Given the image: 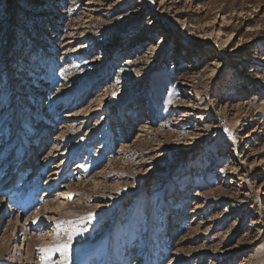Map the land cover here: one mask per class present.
Returning <instances> with one entry per match:
<instances>
[{
    "label": "rangeland",
    "instance_id": "rangeland-1",
    "mask_svg": "<svg viewBox=\"0 0 264 264\" xmlns=\"http://www.w3.org/2000/svg\"><path fill=\"white\" fill-rule=\"evenodd\" d=\"M0 243L264 264V0H0Z\"/></svg>",
    "mask_w": 264,
    "mask_h": 264
},
{
    "label": "bare ground",
    "instance_id": "bare-ground-1",
    "mask_svg": "<svg viewBox=\"0 0 264 264\" xmlns=\"http://www.w3.org/2000/svg\"><path fill=\"white\" fill-rule=\"evenodd\" d=\"M71 33V32H70ZM90 43L89 44H87L86 45V47H87V49H90ZM102 56V55H101ZM101 58V57H100ZM99 58V59H100ZM196 108V107H195ZM49 154V153H48ZM47 158H48V156H46L45 155V157H44V160H43V162L44 163H46V160H47ZM29 167V168H28ZM27 168V170H25V173H23L22 174V176H21V180H20V183L22 182V181H26L27 183L28 182H30V181H32V179L34 178V176H37L36 175V171H34V167L33 166H28ZM37 168V167H36ZM53 175V174H52ZM14 190V189H13ZM21 207V206H20ZM17 227H18V225H17ZM16 230V229H15ZM52 231H49V232H46L45 234H44V236L41 238V240H40V245H41V251H43V252H46V251H50V250H52L53 248L52 247H48L47 246V241L49 240V238H51V237H53V235H52V233H51ZM1 244V243H0ZM26 246V245H25ZM2 247V246H1ZM28 249H30L31 250V245L30 244H28ZM32 249H33V247H32ZM29 254V253H28ZM62 259V258H61ZM37 262H38V260H37ZM45 262V260L44 259H40V262L39 263H36V264H43V263ZM61 263V262H60ZM138 263H141V261H139Z\"/></svg>",
    "mask_w": 264,
    "mask_h": 264
},
{
    "label": "snow or ice",
    "instance_id": "snow-or-ice-1",
    "mask_svg": "<svg viewBox=\"0 0 264 264\" xmlns=\"http://www.w3.org/2000/svg\"><path fill=\"white\" fill-rule=\"evenodd\" d=\"M62 247H63V249L66 251V250H67V248H68V245H67V244H65V245H63Z\"/></svg>",
    "mask_w": 264,
    "mask_h": 264
}]
</instances>
